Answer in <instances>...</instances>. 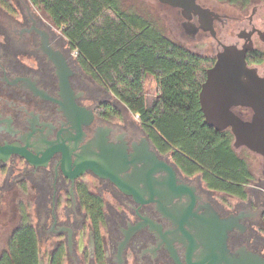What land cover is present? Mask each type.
<instances>
[{
  "label": "flooded vegetation",
  "instance_id": "af4514ba",
  "mask_svg": "<svg viewBox=\"0 0 264 264\" xmlns=\"http://www.w3.org/2000/svg\"><path fill=\"white\" fill-rule=\"evenodd\" d=\"M2 1L0 149L4 150L0 157H6L0 159V215L10 181L22 185L23 194L28 183L33 193L29 204L38 220L36 227L29 225L37 240L38 264H195L200 243L195 240L197 248L189 249L178 222L167 212L179 215L178 207L192 205V212L199 215L208 204L222 219L241 217L228 233L230 254L264 258V172L263 178L253 182L248 168L252 180L243 186L248 187L244 197L223 193L237 199L234 208L216 203V191L202 187L200 174H186L171 153L159 151L142 123L134 119L138 117L80 64L62 31L43 10L35 13L28 0ZM195 4L202 13L187 15L170 7L175 12L173 22L196 42L194 47L214 62L223 46L246 48V66L264 77V0L246 6L215 0H195ZM50 53L61 57L60 70ZM234 111L243 120L249 118V109ZM94 139L123 145L127 155L145 139L173 173L158 171L155 180L165 185L173 180V185L186 186L190 192L170 202L163 198V192L167 193L163 186L160 197L139 203L91 170L77 175L84 165L82 153ZM94 198L100 201L96 219L90 213ZM20 219L12 233L27 221L24 213ZM43 241L49 247L45 262L41 259Z\"/></svg>",
  "mask_w": 264,
  "mask_h": 264
},
{
  "label": "trees",
  "instance_id": "16d2710c",
  "mask_svg": "<svg viewBox=\"0 0 264 264\" xmlns=\"http://www.w3.org/2000/svg\"><path fill=\"white\" fill-rule=\"evenodd\" d=\"M28 1L62 31L80 64L138 117L159 151L171 153L186 174H200L209 190L244 197L252 175L235 154L232 135L209 128L200 111L198 95L212 59L171 43L150 23L119 10L114 0ZM215 1L246 6L259 0ZM148 79L154 84L151 99ZM90 200L96 219L100 201ZM0 264H38L31 226L24 222L12 233Z\"/></svg>",
  "mask_w": 264,
  "mask_h": 264
},
{
  "label": "water",
  "instance_id": "95a60500",
  "mask_svg": "<svg viewBox=\"0 0 264 264\" xmlns=\"http://www.w3.org/2000/svg\"><path fill=\"white\" fill-rule=\"evenodd\" d=\"M158 2L182 9L187 15L190 12L202 13L195 0ZM246 52V48L240 50L234 46H223L213 66L206 70L198 101L204 123L209 128L216 132L228 131L233 137V149L245 148L264 160V77H259L246 66ZM49 57L60 70L61 57L51 53ZM72 108L80 112L73 105ZM235 108L249 109V118L241 119L234 111ZM133 150L132 154L127 155L123 145L94 139L82 153L81 160L84 165L77 175L85 169L91 170L100 178L108 179L139 203L145 202L146 198L160 197L159 188L163 186L167 188V193L163 192V198L170 202L176 197L180 198L183 193L190 192L186 186L173 185V180L170 182L171 186L170 183L165 185L155 180L154 175L158 171L165 170L171 175L173 173L170 167L158 160L145 139ZM22 154L27 159L31 158L26 153ZM173 190L179 193L175 196L171 193ZM178 208L179 215L168 211L167 216L178 222L183 240L188 242L189 249L197 248L195 240L200 243V254L195 264H264V258L259 255L247 253L234 256L227 248L228 233L241 217L229 216L222 219L210 204L203 206V212L199 215L192 212V205Z\"/></svg>",
  "mask_w": 264,
  "mask_h": 264
},
{
  "label": "rangeland",
  "instance_id": "374dc122",
  "mask_svg": "<svg viewBox=\"0 0 264 264\" xmlns=\"http://www.w3.org/2000/svg\"><path fill=\"white\" fill-rule=\"evenodd\" d=\"M114 1L116 2V5L119 8V10H121L126 14L140 17L141 19L150 23V25L153 27L155 31L160 33L161 36L169 40L171 43L195 55H200L205 57L208 55V53L206 52L202 53L201 50L196 49L194 47L196 42L187 38L186 34L184 33L180 25L179 24L177 25L176 23L173 22L172 17L175 15V12H173L169 6L159 3L158 0H114ZM38 10H42V9L35 7L34 9L35 13H37ZM230 37L228 38V40L230 39ZM146 92L150 99L153 98L154 84L151 79H148L146 81ZM109 94L111 95L110 92ZM121 105L124 106L123 104ZM134 119L138 120L136 117ZM234 152L240 159L246 162L248 168L251 170V173L253 174V182H256L258 179L263 178L262 176L264 172L263 169L264 160L261 157L252 154L245 148L234 149ZM201 185L202 187L206 188L203 182H201ZM24 186H25V193L23 194L21 190L23 188L22 185L14 186L13 183L10 181V184L7 185V190L3 194V199L1 201L3 213L0 215V254L7 250L12 231L21 224L20 213L25 214L27 220L25 221V223L27 225H32V227H36L38 223V220L35 217L34 210L31 204H29V201L33 196V193L28 183H25ZM244 189L248 193V187ZM213 194H214L213 200L216 203H224L230 208H234L237 205V199L235 197L231 198L230 196H227L220 192H215ZM19 203L22 204L20 205V209H18ZM12 213L15 215V217L11 216ZM9 216H11L10 219ZM40 246L43 251L41 259H43L45 262L49 250L48 243H46L45 241L40 242Z\"/></svg>",
  "mask_w": 264,
  "mask_h": 264
},
{
  "label": "built area",
  "instance_id": "2783aa9c",
  "mask_svg": "<svg viewBox=\"0 0 264 264\" xmlns=\"http://www.w3.org/2000/svg\"><path fill=\"white\" fill-rule=\"evenodd\" d=\"M74 54L76 55V52L74 51Z\"/></svg>",
  "mask_w": 264,
  "mask_h": 264
}]
</instances>
